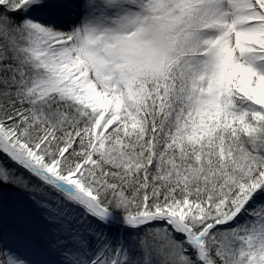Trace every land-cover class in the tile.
<instances>
[{
    "label": "snow or ice",
    "instance_id": "1",
    "mask_svg": "<svg viewBox=\"0 0 264 264\" xmlns=\"http://www.w3.org/2000/svg\"><path fill=\"white\" fill-rule=\"evenodd\" d=\"M5 185L0 264H264V0H0Z\"/></svg>",
    "mask_w": 264,
    "mask_h": 264
},
{
    "label": "rangeland",
    "instance_id": "2",
    "mask_svg": "<svg viewBox=\"0 0 264 264\" xmlns=\"http://www.w3.org/2000/svg\"><path fill=\"white\" fill-rule=\"evenodd\" d=\"M25 175L27 176L28 174L25 173ZM0 199H2V201L7 205V208L4 207L3 211H0V219L2 218L5 221L7 216L5 225L10 228V232H8L7 235H18L16 233L19 229V239H23L24 235L22 234L21 228L23 226L26 227L29 231L33 232L32 235H34L35 240L25 237V241L27 240V243L32 244L27 247L22 246V250L19 251L24 253L26 250L29 255L33 254L32 258L36 257L35 254L38 255V253L40 256V249L44 246L48 237V226L42 219L41 209L38 207L37 203L34 202V200L40 201L42 199L40 194H33L21 188L5 185L0 186ZM11 199H13L14 205L11 203ZM0 204L2 205L1 202ZM11 218H13L16 222L20 221V225L14 224V220H11ZM27 224H30V228H28ZM17 226L19 228H16Z\"/></svg>",
    "mask_w": 264,
    "mask_h": 264
},
{
    "label": "bare ground",
    "instance_id": "3",
    "mask_svg": "<svg viewBox=\"0 0 264 264\" xmlns=\"http://www.w3.org/2000/svg\"><path fill=\"white\" fill-rule=\"evenodd\" d=\"M0 202L2 203V205L0 204V211H3L4 207L7 208V205L2 201V199H0ZM11 203H13V205H14L13 199H11ZM11 203H10V204H11ZM6 220H7V216H6V218H5V221H6ZM11 220H14V219L11 218ZM5 221H4L2 218L0 219V230H2L3 235H4V237H5V242H6L8 245L17 248L18 250H22V246L27 247V246H29V245L32 244V243H27V240L25 241V237H27V238H31V239H34V240H35L34 235H32L33 232H32V231H29V230H28L26 227H24V226L21 228V230H22V234L24 235L23 239L21 238V236H20L21 239H19V233H20V230H19V229L17 230V233H16V234H18V235H15V234L7 235L8 232H10V228H9L7 225H5V223H6ZM13 223L16 224V225H20V224H19L20 221H17V222H16V221L14 220ZM27 226H28V228H30V224H27ZM16 228H19V227L17 226ZM23 243H24V244H23ZM24 253L27 254L28 256H30L31 258L33 257V254L29 255V254L26 252V250L24 251ZM24 253H23V254H24ZM35 256H36V257H34L33 259H40V258H42L41 255H40L41 257L39 256V253H38V255L35 254Z\"/></svg>",
    "mask_w": 264,
    "mask_h": 264
}]
</instances>
